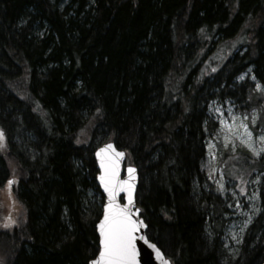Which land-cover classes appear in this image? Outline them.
<instances>
[{"label": "trees", "instance_id": "1", "mask_svg": "<svg viewBox=\"0 0 264 264\" xmlns=\"http://www.w3.org/2000/svg\"><path fill=\"white\" fill-rule=\"evenodd\" d=\"M249 67L264 84V0H0V190L23 211L0 225V264L98 254L106 142L138 169L147 236L173 264H264V201L231 258L203 169L208 105L244 101L250 83L233 79ZM238 153L234 165L264 172V156Z\"/></svg>", "mask_w": 264, "mask_h": 264}, {"label": "rangeland", "instance_id": "2", "mask_svg": "<svg viewBox=\"0 0 264 264\" xmlns=\"http://www.w3.org/2000/svg\"><path fill=\"white\" fill-rule=\"evenodd\" d=\"M236 51L242 52L241 48ZM224 57L225 51H216L208 63L211 59L218 63ZM233 81L237 84L249 81L250 86L244 90V101L236 95L217 98L209 103L208 112L215 122V129L209 131L206 139L203 169L227 209L222 238L224 248L231 258H237L246 230L261 211L264 172L256 170L248 174L242 165H234L233 160L238 151L255 158L264 156V140H261L264 137V102L254 108L247 106L253 95L264 99V84L256 79L251 67ZM0 213V225L9 228L23 215L21 207L9 197L6 189L0 190Z\"/></svg>", "mask_w": 264, "mask_h": 264}, {"label": "snow or ice", "instance_id": "3", "mask_svg": "<svg viewBox=\"0 0 264 264\" xmlns=\"http://www.w3.org/2000/svg\"><path fill=\"white\" fill-rule=\"evenodd\" d=\"M0 139H3L2 132H0ZM261 140H264V137H261ZM249 147L251 148L252 145L249 144ZM108 151H111L113 155H106ZM123 155L121 152H115L111 144L97 152V156L101 158V168L103 169L100 181L108 193L109 202L104 205V217L98 225L100 231L99 256L92 260L91 264H136L135 234L143 221L133 218L132 193L135 169L128 168V180L120 181L116 178L119 158ZM120 192L128 194L127 203L124 205L116 202V196ZM140 239H144V237L141 236Z\"/></svg>", "mask_w": 264, "mask_h": 264}, {"label": "water", "instance_id": "4", "mask_svg": "<svg viewBox=\"0 0 264 264\" xmlns=\"http://www.w3.org/2000/svg\"><path fill=\"white\" fill-rule=\"evenodd\" d=\"M111 144L113 146V149L115 152H121L124 155L119 158V164L117 168V179L120 181H125L128 180L129 178V173H128V168H134L135 169V180H134V188H133V204H132V209H133V218L142 220L143 224L140 225L138 232L135 234L136 235V241H135V246H136V264H173L171 260L165 255V253L161 250V248L152 240H150L147 236V224L145 223L143 217L141 216V210L137 206V201H136V193H137V188L139 184V175H138V169L134 165H128L127 164V154L125 151L120 150L116 147L114 142H106L97 147V149L94 152V158L97 164V168L99 170L98 175H97V182L99 185V188L104 196V205L109 202V197L108 193L105 191L104 186L102 185L100 181V175L103 171L101 168V158L97 156V152L100 151L101 149H104L106 145ZM106 155L111 156L113 153L111 151H108ZM127 193L126 192H120L116 196V202L120 205H124L127 203ZM104 205H103V211L100 220L98 221L96 225V230L97 234L99 237V250H100V231L98 225L100 224V221L104 217ZM139 210L138 212L136 210ZM143 236L144 239H140V237ZM152 245H155V247H152ZM159 250V252H157ZM99 256L98 254L92 259H96ZM91 260V261H92ZM91 261L89 264H91Z\"/></svg>", "mask_w": 264, "mask_h": 264}]
</instances>
